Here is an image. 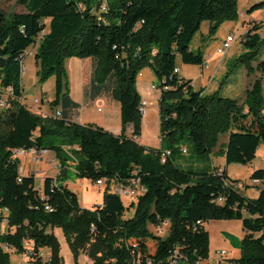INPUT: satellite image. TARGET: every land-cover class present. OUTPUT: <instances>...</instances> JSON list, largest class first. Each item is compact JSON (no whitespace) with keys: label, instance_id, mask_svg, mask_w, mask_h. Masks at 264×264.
Masks as SVG:
<instances>
[{"label":"trees","instance_id":"16d2710c","mask_svg":"<svg viewBox=\"0 0 264 264\" xmlns=\"http://www.w3.org/2000/svg\"><path fill=\"white\" fill-rule=\"evenodd\" d=\"M18 2L22 11L6 12L0 5V89L12 90L10 105L0 107V209L7 208V226L14 228L1 234L0 242L23 252L24 240H30L34 255L49 248L47 263L64 264L52 231L60 228L73 264L80 253L92 264H131L133 260L168 264L176 249L184 255V264H194L209 254L204 223L237 219L245 234L240 256L233 262L264 264V188L255 198L245 196L228 181L240 179L230 178L226 166H215L211 159L213 153L221 152L226 165H249L260 144L264 145L261 23L253 22L239 37L244 49L228 62L222 80L225 83L241 70L252 77L240 100L222 95V84L210 93L194 89L191 79L174 71L178 56L184 64H206L203 52L191 49V41L204 21L210 23L208 32L213 34L223 22L236 20L238 0ZM263 5L260 1L248 10ZM42 32L45 35L40 39ZM30 47H36L37 83L54 77L50 104L60 109V117H43L22 103L21 67ZM69 57L92 59L84 94L93 99L110 93L119 102L120 134L70 121L69 110L79 104L69 96L64 65ZM144 68L153 71L160 91L158 149L137 141L142 100L136 78ZM224 134L225 141L219 143ZM184 143L192 155L186 167L176 162L187 150ZM30 149L53 151L58 161L60 181L46 178L42 193L34 175L20 173V160L14 154ZM165 151L169 155L163 160ZM71 177L91 182L103 179L107 187L136 178L144 192L126 207L121 195L106 187L102 204L85 208L77 194L62 184ZM249 178L264 185V168L253 169ZM130 208L133 213L127 216ZM165 220L169 222L165 234L151 231ZM0 264H9V255L1 248Z\"/></svg>","mask_w":264,"mask_h":264},{"label":"crops","instance_id":"0c3cea01","mask_svg":"<svg viewBox=\"0 0 264 264\" xmlns=\"http://www.w3.org/2000/svg\"><path fill=\"white\" fill-rule=\"evenodd\" d=\"M260 1H264V0H238V18L234 21H225L219 26L218 31L219 30L221 31L220 32L222 33L221 37L224 36L223 34H228V33H233L235 36L240 37L248 30V28L251 26L253 22L261 23V28L258 30V33L260 34V36H264V31H263L264 5L260 8L254 9L251 12L248 10L250 6ZM201 27H203V30H200L201 32L199 36V41L204 39V35L207 36L210 23L204 21L202 22ZM35 51H36V47H30L28 49V54L32 56L33 63L35 64L37 70L38 67L34 58ZM230 54H228L229 55L228 59L231 56ZM224 55L223 56L220 55V60L223 61L225 59ZM64 65L68 80L69 96L72 99V101L79 104L77 108H72L69 110L68 113L70 115V121L76 122L78 124H94L99 127H102L103 129L113 134L116 135L120 134L122 130V124H121V110H120L119 102L110 93H104L102 95H98L93 99L89 98L84 94V87L89 84L91 78L92 59L69 57L65 59ZM207 66H208L207 63L204 66H200L201 71L199 74V81L198 80L195 81V77H189L182 74V70L190 67V65L184 64L181 61V67H179L177 65V59H176V67L178 68V74L181 77L191 79L192 86L194 89H197V87L198 89L204 88V91L206 93H210L216 90L220 86V84L218 83V79L215 80L216 77L218 78L217 74L219 72L220 64L219 66L217 65V67L214 68L212 74H209L208 79H206L205 71L203 70L204 68L206 69ZM49 79H53V81L55 82L54 77H51ZM46 82L40 85L39 92L40 95L45 93V95L48 97V99L51 102V100L54 98V89L51 91V94L49 95L44 88ZM136 89L140 95L141 100L145 102V105L143 106L144 111L142 112L141 135L138 137L137 141L139 144L143 146L158 149L160 147L159 123H158L159 121L158 100H159L160 91L158 88V80L150 68L142 69L140 73L137 75ZM23 94H24L23 95L24 100L26 102H29L31 99L26 95L24 91V87H23ZM40 95L36 94L33 96V98L38 97ZM26 106L32 112L40 114L43 117L51 116V112L54 110L50 103L42 105V109L44 110H36V108H33L32 106L29 105ZM127 133L129 134V129ZM148 135H150L151 138L150 137L148 138ZM153 137H154V141L152 140ZM139 138H141L142 140L140 141ZM224 141L225 140H222V142ZM40 151L35 149H30L27 151L17 150L16 152H21L20 154H17V157L20 160V167H22L23 169L22 172L23 175L26 176L34 175L35 186L37 189H39V192L42 193L44 180L46 178H52L54 182L57 180L58 183L60 181L59 178L60 176H59L58 161L55 157L54 152L48 150H40ZM262 156L264 159V152ZM34 158L37 159L34 160ZM223 160H224L223 163L213 162L212 164L215 166L225 167L226 166L225 157L223 158ZM253 162L254 160L252 161L251 164H249L252 165V167L249 169L247 175L248 177L250 176L253 169L256 168ZM226 172L227 175L229 176L227 167H226ZM72 173L75 174L74 172ZM229 177L232 179L243 180L242 179L243 177H233V176H229ZM36 179H40L38 185H36ZM62 184L77 194L79 199V204L81 207L92 208L93 206L96 205L95 203L102 202V197H98L97 200L90 203L83 202L86 199L85 196L86 191L89 188L90 189L99 188L98 186L94 185L93 182H91L89 179L80 178V177H71L70 179H66L62 181ZM260 189H262V185L253 184L249 178V182H246V187L242 191V193L247 197L255 198L258 196ZM252 191L254 193H252ZM1 213H5V211H2ZM132 213H133L132 208L126 211L127 216H130ZM7 214L8 213H6V221H7ZM168 226L169 225L160 226V232H166ZM204 227L208 231V235H209V255L206 261L204 260L206 264H211V263L226 264V262H224L225 260L233 261L234 259L239 258L240 250L238 248L236 241L239 238L242 239V237L245 234V231L243 229L240 220L237 219L223 220L219 222L208 221L204 223ZM212 227L215 228L213 229ZM59 229L54 228L52 231L57 237L58 242L60 244V254L62 256L63 263L73 264L72 253L68 247V244L64 236H63L64 242H62L61 238L59 237L60 236ZM9 230L12 232L14 228L9 227ZM224 230H228L229 232L235 234L238 237L235 238L236 239L235 243H232L229 240V238L225 235ZM32 245H33L32 241L27 239L24 240L25 248H32ZM42 249H47L48 252H44ZM42 249L40 251L43 253L44 257L48 259L50 255L49 248H42ZM223 250L226 251L225 256L222 258H217V254H219ZM3 251L7 252L9 255V264H13L10 256L11 252H15L19 255V260L16 264H33L30 262L29 259L25 257V254L23 252H16L14 249L3 250ZM204 261H202L201 264H204ZM44 264H48V263L45 262ZM77 264H91V259L86 254L80 253L77 257Z\"/></svg>","mask_w":264,"mask_h":264},{"label":"rangeland","instance_id":"374dc122","mask_svg":"<svg viewBox=\"0 0 264 264\" xmlns=\"http://www.w3.org/2000/svg\"><path fill=\"white\" fill-rule=\"evenodd\" d=\"M0 5H1L2 9L6 12L22 11L24 9V7L21 4H19L18 0H0ZM218 28L213 34H210L208 32L207 36L204 35V39L199 41V36H200V32H201L200 30H203V27H200L199 31L194 35V37L191 41L190 47L193 51L200 49L203 52V55H205L204 60H205V63L208 64L206 69L205 68L203 69L205 71L206 79H208L209 74H212L214 68H216L217 65L219 66V64H220L219 72L217 74L218 78L216 77L215 80L218 79V83L222 84V88H221L222 95L233 97V98H240V100H242L244 97V89L249 86V83H250L252 77L247 76L245 71L241 70V71H239V74L238 73L237 74L232 73L229 77L230 80L228 79L225 83L222 82V80L225 79L224 76H225V73H226L227 68H228V62L230 60H232L234 57H236L240 52H242L244 47H243L242 42L240 41L239 36H235L236 41L232 44V46L225 53V55H224L225 59L223 61L220 60V54H218L216 52V49L219 46L221 39H223L226 36V34H223L224 36L221 37L222 33H220L221 32L220 30L218 31ZM263 31H264V28H263ZM262 37H264V36H262ZM228 54L231 55L229 59H228V56H229ZM23 65L25 66V71L22 74V84H23L24 91H25L26 95L31 99L29 102H27V104H30L33 100L34 95H36V94L40 95V92H39L40 85L37 83V70H38V68L36 70V66L33 63L32 56L30 54H28V50H27V54L25 55V57L23 59ZM177 65L179 67H181V60H180L179 56L177 57ZM200 71H201V67L199 65H190V67L182 70V74L185 76H189V77H195V81H197V80L199 81ZM256 75H258V74H256ZM54 84H55V82L53 81V79H49L44 85V88L48 92L49 95L51 94V91L54 89ZM197 89H198V87H197ZM229 90L231 91V93H228ZM158 123H159V129H160V120L158 121ZM149 137H150V135H148V138ZM224 138H226L225 134L221 135L219 138V143L222 140H224ZM139 140L141 141L142 139L139 138ZM152 140L154 141V137L152 138ZM184 146L187 150H186V152L182 153L178 158H176V162L181 163V165L183 167L184 166L186 167L187 164L191 163V156L192 155H191L189 144L184 143ZM263 152H264V145L261 143L259 148H258L256 158L254 159V162H253V164L256 168H263V166H264V159L262 156ZM223 158H224V153H221V152L213 153L212 158H211L212 163L213 162L214 163H223V161H224ZM226 167H227V171H228L229 176L243 177L242 179L244 182L245 181L249 182V177L247 175H248L249 169L252 167V165H242L239 163H230V164L226 165ZM39 181H40V179H36V185H38ZM104 191H105L104 187L98 188V189L97 188H91V189L89 188L86 191V195H85L86 199L83 202L84 203H90V202L97 200L98 197H102V201H103ZM252 193H254V192L252 191ZM121 196H122L123 203L127 207V205L131 202L130 198L128 197L129 193L127 191H124L121 194ZM95 204L101 205L102 202L95 203ZM223 220H235V219H212V220H209V222L210 221L219 222V221H223ZM212 228L214 229L215 227H212ZM57 229H59V228H57ZM59 230H60V236L59 237L61 238L62 242H64L62 231H61V229H59ZM224 231H225V235L229 238V240L232 243H235V240H236L235 238H238V237L235 234L229 232L228 230H224ZM240 241H241V238L237 239V241H236L238 248L240 246ZM42 250L44 252H48L47 249H42ZM239 250H240V248H239ZM223 251L226 252L225 250H223ZM10 256H11V260H12L13 264H16L19 260V255L15 252H11ZM217 258H219V254H217ZM205 261H206V259H205ZM205 261H204V264H206ZM224 262H226V264H234L233 261H230V260H225ZM211 264H213V263H211Z\"/></svg>","mask_w":264,"mask_h":264},{"label":"built area","instance_id":"2783aa9c","mask_svg":"<svg viewBox=\"0 0 264 264\" xmlns=\"http://www.w3.org/2000/svg\"><path fill=\"white\" fill-rule=\"evenodd\" d=\"M236 40V37L233 33H228L226 34V36L221 39V42L219 44V46L216 49V52L218 54H220L221 56H223L225 54V52L231 47V45L233 44V42ZM38 42V39H37ZM27 54V53H26ZM25 71V66L22 65L21 67V73L23 74ZM174 71L176 73H178V68L176 67L174 69ZM12 97V90L11 88H1L0 89V107L3 108H7L10 105V98ZM22 103H24L25 105H29L32 106L33 108H36V110H44L42 109V105L44 104H49L50 100L48 99V97L43 94L40 95L39 97H35L33 98L32 102L30 104H27V102L25 100H22ZM145 105L144 101H141V110L142 112L143 110V106ZM51 116H58L60 117V109H54L51 112ZM132 132V128H129V133ZM40 151V150H38ZM42 152V151H40ZM21 152H14L15 155L20 154ZM169 155V151H165L161 153V158L164 160L165 157ZM37 158H34V160H36ZM20 173L23 172L22 167H20ZM221 168L219 169L218 174H221ZM229 183L234 187L237 188L239 190H243L245 189V184L246 182H244L243 180L240 181H231L228 180ZM253 184H261V182L257 179L251 180ZM94 185L98 186L99 188H106L107 184L105 183V181L103 179H99L93 182ZM109 191L114 193V188H112V182L109 184V187H107ZM119 188H129V198L131 201H133L138 195H140L141 193L144 192V187L141 186L138 182V180L136 178H132L130 180V182L128 184H122L119 183ZM262 188H264V185H262ZM122 197V196H120ZM219 202H222V197L218 198ZM6 213H8L7 208H5V213H0V235L5 233L7 230H9V227L7 226V221H6ZM160 225H169V222L167 220L162 221L159 225L151 227V231L154 232L156 235H163L166 232H160ZM10 231V230H9ZM11 232V231H10ZM0 248L2 250H12V248L6 244V243H1L0 242ZM33 249L32 248H24L23 253L25 254V257L27 259L30 260L31 263L33 264H44L45 262H48L49 258H45L43 253L41 251H39V253L37 255L33 254ZM37 256V257H36ZM225 256V252L221 251L219 253V258H222ZM37 258L40 259V262L37 263L36 260H38ZM150 262L148 261V264ZM185 260H184V255L181 254L177 249L174 250V252L172 253V255L169 257L168 259V264H184ZM91 264H92V260H91ZM131 264H138V262H136V260H133ZM194 264H197V262H195Z\"/></svg>","mask_w":264,"mask_h":264},{"label":"bare ground","instance_id":"6f19581e","mask_svg":"<svg viewBox=\"0 0 264 264\" xmlns=\"http://www.w3.org/2000/svg\"><path fill=\"white\" fill-rule=\"evenodd\" d=\"M44 33L45 32H42L40 34L39 36L40 39L43 37V35H45ZM39 38H38V41H39ZM54 117H58V116H54ZM112 188H114V193L118 195H121L124 191H127L129 193V188H119V185H116V184L112 185ZM2 211H5V209H0V213ZM197 264H201V263H197Z\"/></svg>","mask_w":264,"mask_h":264}]
</instances>
